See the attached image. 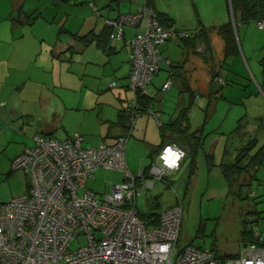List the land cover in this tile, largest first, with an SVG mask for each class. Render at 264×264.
<instances>
[{
  "label": "crops",
  "instance_id": "1",
  "mask_svg": "<svg viewBox=\"0 0 264 264\" xmlns=\"http://www.w3.org/2000/svg\"><path fill=\"white\" fill-rule=\"evenodd\" d=\"M28 1L16 0L11 3H0V155L4 154L7 163H11L25 149L33 147V138L36 134L63 140L74 133H78L83 137L84 145L92 148L97 147L100 143L114 144L119 136L128 133L119 124V112L129 102L126 97V94L129 93V87L124 82L119 84L117 80L121 81L125 78L129 80L131 64L125 59H123L125 61L122 64L117 59L119 65L113 64V57L120 53L123 47H128L129 52H131L130 42L133 33L131 36L128 32H125V37L121 42H112L110 39H106L105 51L98 47L95 40H92L88 45H83L77 39L103 36L108 31L105 23L106 19L113 18L118 14L136 12L138 7L144 2L147 4L148 0H137L135 2L116 0V2L113 1L114 3H111L112 0H99L97 3L92 0L94 6L98 9L99 15L94 14L95 11L90 6L92 1L89 2V0H34L37 3H28ZM78 1H81L79 7L77 6ZM149 1L152 9L155 12L166 14L169 19H172L174 26L195 31L196 35L201 27L209 29L211 52L204 58L201 55L204 53V44L198 43L194 51L187 49L181 40L171 41L161 46L162 61L160 70L148 87L147 95L153 99L150 105L159 114V119L164 117L165 120L164 122L159 121L158 129H155L150 119H145V115L148 116V114L142 113L134 121L130 136L134 138L135 142L146 144L145 147L140 148L142 155L147 158L144 169L154 162L159 153L158 150L162 143L160 125L172 122L179 112L187 106H190L191 111L194 100L201 95L198 93L201 89L208 90L209 96H214L213 98L222 97L219 93L228 86V80L234 82L239 79L240 73L236 72L234 67L242 66V57L249 60L254 53V49H264V29H261L262 36L257 39V41L260 40L261 46H255V35L251 39L244 37L245 40L251 41L250 43L254 45V49L242 46L243 56H241V50H239V54L228 61L230 65H223L225 41L219 34V28L233 21L230 0H205L203 6L194 3L192 5L193 16L189 25L177 20V16L173 15L170 10L161 8V0ZM72 6L75 7L71 9ZM47 7L48 9L44 13L39 11ZM62 10L66 12L64 16H62ZM204 10L205 12L206 10L211 11L209 17L204 16ZM254 22L257 23V21ZM240 25H237V29ZM101 39H105V37H101ZM172 42L180 44L183 53L181 60H173L168 55L165 56V50L169 53L172 48L169 47V44ZM120 43H122V46L119 45ZM89 48L91 50L90 58H85V60L82 55H85ZM198 48H201V50L198 51ZM93 53L96 54V60L92 59ZM99 63L103 66L109 63L111 70L120 69V77L115 81L116 87H110V82L108 84L109 90L114 88L117 90V93L114 94L118 101L112 103L113 106L104 103L98 97L99 94L94 93L95 90L101 91L98 76L94 74L90 76L91 80H94V83L91 84L92 91L87 90L84 92L83 90L88 87L85 84L86 75L80 73L83 76L81 77L79 71L76 70L78 66L80 68L79 64L85 66L89 64L98 65ZM180 64L183 66L181 69L172 68ZM241 69H243V66ZM163 70L166 72V77H164L162 87L167 81L171 82L170 88L164 92H169L175 83L178 89V100L181 101L179 106H176L169 114L164 112L165 107L162 105L163 100L160 97L161 93H164L162 87L157 89L154 83L155 78L159 77ZM213 72L218 74L214 82L212 81ZM204 73L207 77L203 85ZM117 75L118 73H115V77ZM257 77L260 79L258 73ZM261 77L264 82V76ZM258 88L264 96V83L261 86L258 84ZM64 91L75 95L79 94L80 98L78 100L73 98L75 102L71 97H65ZM259 97L262 98L261 100L264 103V97L261 95ZM262 117H249L252 119L250 125L258 124L257 122L261 121ZM245 118L246 115L240 119L238 118L237 126ZM137 120L140 122L138 125ZM258 127L254 126L251 129L241 127L239 131L234 132L236 127L228 134L229 140L238 142L241 137L246 140L255 139L257 142L251 151V154H253L264 144H261L259 138L262 128L256 130ZM202 131H204V128L192 131L190 126V132H197V136L200 138V145L197 148L195 157L186 141L182 140L179 143L186 149L187 157L180 169L174 172L183 170L182 173H179L181 178L179 180L185 186V191L196 177L200 150L204 152L208 169L213 173L222 174L220 165L233 162L240 148L246 143L244 140L243 144L240 146L238 144L239 147L237 146L234 153L228 152L226 149L222 161L216 164L213 149L206 150L204 147V132ZM134 144V142L131 144V148ZM227 154L229 158L233 159L231 162H224ZM192 159L196 162V171L189 178V167ZM132 167L135 169L134 166ZM144 169L139 173H144ZM97 172L99 170L94 173L92 179H95ZM171 177L172 174L166 178L168 183ZM172 182L170 181V183ZM109 184L110 182H106L105 191H108ZM145 184V180L139 179L137 181L138 189L144 192L146 190L144 188ZM175 204L165 206L161 209V212ZM260 233L264 238V229ZM191 243L186 246H190Z\"/></svg>",
  "mask_w": 264,
  "mask_h": 264
},
{
  "label": "built area",
  "instance_id": "2",
  "mask_svg": "<svg viewBox=\"0 0 264 264\" xmlns=\"http://www.w3.org/2000/svg\"><path fill=\"white\" fill-rule=\"evenodd\" d=\"M90 6L99 15L94 4ZM105 23L112 30V42H121L126 29L134 31L129 57V90L133 96L127 105L131 128L114 144L100 143L93 148L86 147L78 133L63 140L34 136V146L11 162L14 171L28 174V191L0 203V264H264V238L254 231L255 225L254 242L246 243L237 256L219 260L209 247H179L183 219L179 201L159 214L157 226L139 216L137 181L149 178L166 182L180 169L187 151L174 143L165 144L148 174H132L126 149L139 117L138 97L147 94L160 70L161 46L190 39L196 32L163 27L155 10L145 2L136 12L118 14ZM256 24L264 29V19ZM170 86L167 81L162 90ZM148 115L159 123L158 113L148 110ZM100 169L122 172L123 183H110L105 194L87 189L86 183ZM153 186L148 182L144 188Z\"/></svg>",
  "mask_w": 264,
  "mask_h": 264
},
{
  "label": "rangeland",
  "instance_id": "3",
  "mask_svg": "<svg viewBox=\"0 0 264 264\" xmlns=\"http://www.w3.org/2000/svg\"><path fill=\"white\" fill-rule=\"evenodd\" d=\"M12 1L16 0H0V3H11ZM90 1L92 0H89V2ZM98 1L99 0H95L96 3ZM80 2L81 1H78V7ZM28 3H37V1L29 0ZM194 3L203 6L205 0H161L160 6L166 10H170L173 15L177 16V20L181 23L189 25L193 16L192 5H194ZM208 4L210 3L208 2ZM73 7L75 6H72L71 9H73ZM47 9L48 7L39 11L44 13ZM80 9L82 10L83 8L81 7ZM65 13L66 12L62 10V16H64ZM210 13V10H206V12L204 10L205 17H209ZM94 14L96 13L94 12ZM175 27L180 28L179 26ZM260 31L261 30L257 28V24L254 21L249 24H241L238 27L236 38L238 48L241 50V56H243L242 46L254 49V45L250 43L251 41L245 40L244 37H249V39H251L252 36L255 35V46H261L260 40L257 41V39L262 36V31ZM125 32H128L131 36L132 33H134L132 29H126ZM119 45L122 46V43ZM169 45V47L172 48L169 53L165 50V56L168 55L173 60H181L183 53L180 44L172 42ZM90 51L89 48L87 53L82 55L83 59L90 58ZM95 53H93V60L97 59ZM129 57V48L123 47L120 53L114 55L113 64H118L116 59L121 61V64L125 60L129 62ZM242 58L243 69H241L242 66L234 67V70L240 73L239 79L235 80V83L232 80H228V86L223 88L219 93L222 97L217 99L213 98L214 96H209L208 90L204 91L201 89V91L198 92L201 95L197 96L194 100L189 115L192 131L204 128V131H202L204 132V147L206 150L209 148L213 149L216 157V164L222 161L226 149L228 152L234 153L238 144L240 146L243 142H247V140L242 137L238 142H234V140H229L228 136V134L237 127V121L244 115H246V118L241 122L242 127L251 129L254 126H259L256 130L262 128L259 138L261 144L264 143V103L259 95L262 97L264 96L258 88V84L261 86L264 83L263 80H261V76H264V49H254V53L249 60H246L245 57ZM79 65L80 68L78 66L76 70L77 72L79 71V74L86 75L85 84L86 87L88 86L87 89L85 87L86 90L83 91H92L91 84L94 83V80H91L90 76L94 74L98 76L99 85L101 84V91L95 90L94 93L96 95L99 94L98 97L104 103L113 106L112 103L114 104L115 101H118L114 94L117 93V90H115V88L109 90L108 84L110 82V85H112V83H115L120 77V69L115 68V70H111L112 68L109 63L105 66L101 63L98 65ZM104 71L105 73L107 71V73L105 74ZM115 73H118L117 77H115ZM257 73L260 79H258ZM81 74L80 76L83 77ZM164 77H166V72L163 70L160 76L155 78L154 83L157 89L162 87ZM203 77L202 84L204 85V80L207 77L206 73H204ZM117 82L119 84L124 82V84L129 87V80L127 78L121 79V81L117 80ZM177 90V86L174 83L169 92L166 93L163 91L164 93H161L160 97H162L163 100L162 105L165 107V113L169 114L176 106H179L181 101L178 100ZM64 96L67 98H74L75 100L80 98L79 94L75 95L68 91H64ZM132 96V92L129 90V93L126 94L129 102ZM258 116H263L261 121L257 122L258 124L254 123L250 125L251 118ZM145 119H150L155 129H158L159 123L155 118L150 115H145ZM164 120V117H160L159 119L160 122H164ZM136 123L137 125L138 123L140 124L139 120H137ZM133 142L135 144L133 148H131ZM128 144L126 149L127 164L132 174L138 176L139 172L144 169L147 163V158L142 155L140 150V148L145 147L146 144L138 141L135 142L133 137L129 138ZM228 156L227 154L224 162H231L233 160ZM198 164L196 177L192 181V184L188 186L187 191H185V186L183 183L181 184L179 180L181 179L179 173H182L183 170H181V172L172 173L169 183L167 180L166 182L154 179L145 180L146 183L153 182L154 186L153 188L146 189L144 192L142 190L140 191V196L137 198L136 204L137 210L145 216L151 213L157 214L160 213L161 209L165 206L172 203L175 204L179 201L183 207L179 247H185L192 242L191 245L195 247L202 246L208 248L215 242L217 253L220 255H236L245 244L241 239L243 230L260 232L264 229V166L256 173L255 179L249 186L241 188L242 197L248 196V198L240 199L237 195L238 184L242 183L247 185L248 180L245 176H242L238 182L233 183L229 191V185L222 174H216L215 172L214 174L208 169L202 150L199 151ZM132 166H134L135 169H133ZM123 178L124 175L122 172L100 169L95 179L88 180L86 187L97 194H105L106 182L117 185L123 183ZM170 181L174 183H170ZM29 184L30 179L28 174L22 170L14 171L11 163H7L5 155H0V203L8 202L12 198L26 193V190L28 191L29 189ZM82 192L83 190L79 193L81 194ZM244 224H246V226ZM254 225L255 227L257 225V227L253 231L252 226ZM198 230H200L203 236L196 237Z\"/></svg>",
  "mask_w": 264,
  "mask_h": 264
},
{
  "label": "trees",
  "instance_id": "4",
  "mask_svg": "<svg viewBox=\"0 0 264 264\" xmlns=\"http://www.w3.org/2000/svg\"><path fill=\"white\" fill-rule=\"evenodd\" d=\"M113 1L116 2V0H112L111 3ZM230 1L233 12V21L232 22L230 21L219 28V34L225 41V51H224L225 57H224L223 65L226 64L227 66L230 65L228 64V61L239 54V49L236 40L237 25L246 24L251 21H260L264 19V0H230ZM90 3L94 4V1ZM147 5L151 7L149 0ZM156 13L158 15L160 24L163 27L174 26L172 19H169L166 14L159 13L157 11ZM107 30L108 31H106V33L103 36H101V37H105V39H101V37H97V38L87 37V38H78L77 40L81 42L83 45H88L89 43L92 42V40H95L97 41L98 47H100L105 51L106 39H109L110 33L112 31L111 28H109L108 26H107ZM181 42L184 44V46L187 49H192L194 51L198 43L204 44L205 46L204 53L201 54L203 55L204 58H206L207 54L211 52L209 29H206L204 27H201V30H199V32L193 39H184L181 40ZM182 67H183L182 64H180L177 65V67H172V68L181 69ZM217 76L218 74L216 72L212 73L213 82L215 77ZM138 99L140 103L137 111L138 115L142 113L148 114V110H153L154 112H156L154 108L150 105L153 99H151V97H149L147 94L139 96ZM189 111H190V106H187L179 112L177 117L172 122L160 125L159 129L162 137V143L158 152L162 149V147L165 144L174 143L181 146L179 143L180 141L184 140L187 142L188 146L192 151L193 156L195 157V155L197 154V148L200 145V140H199L200 138H198L197 132H190L189 116H188ZM241 122L242 120L238 123V126L234 130V132H237L241 129L242 127ZM119 124L120 126L125 128V132H128L131 128L132 124L130 122V113L127 110V106L122 108L119 112ZM256 142L257 141L255 139L247 140V142L240 148L233 162L222 163L220 165L223 177L229 185V191L231 190L232 184L238 182V180L242 176H245V178L248 180L247 185H244L242 183L238 184L237 195L239 196L240 199L248 198V196L242 197L241 188L244 186H249L251 182L255 179V173L258 172L260 168L264 166V144L260 146L257 149V151L251 154V151L256 145ZM151 164L144 169V174H148ZM189 168L190 171L188 177L190 178L191 176L194 175L196 171V162L194 159L191 160ZM159 214L160 213L157 214L151 213L145 216L139 212V216L143 220L147 221L151 226H157L159 224ZM244 225L246 226V224ZM201 236L203 235L201 234L200 230H198L196 237H201ZM241 239L245 244L249 242H254L253 232L243 230L241 234ZM209 248L215 252L219 260L232 258L238 255V254L220 255L219 253H217L215 242H213Z\"/></svg>",
  "mask_w": 264,
  "mask_h": 264
},
{
  "label": "water",
  "instance_id": "5",
  "mask_svg": "<svg viewBox=\"0 0 264 264\" xmlns=\"http://www.w3.org/2000/svg\"><path fill=\"white\" fill-rule=\"evenodd\" d=\"M105 192H107V191H105Z\"/></svg>",
  "mask_w": 264,
  "mask_h": 264
}]
</instances>
